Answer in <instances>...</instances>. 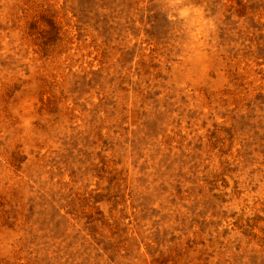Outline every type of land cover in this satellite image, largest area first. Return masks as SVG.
<instances>
[{"label": "rangeland", "instance_id": "obj_1", "mask_svg": "<svg viewBox=\"0 0 264 264\" xmlns=\"http://www.w3.org/2000/svg\"><path fill=\"white\" fill-rule=\"evenodd\" d=\"M0 264H264V0H0Z\"/></svg>", "mask_w": 264, "mask_h": 264}]
</instances>
